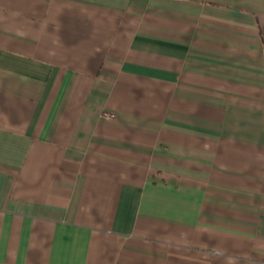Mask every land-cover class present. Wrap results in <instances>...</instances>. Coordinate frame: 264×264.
<instances>
[{"label": "crops", "instance_id": "0c3cea01", "mask_svg": "<svg viewBox=\"0 0 264 264\" xmlns=\"http://www.w3.org/2000/svg\"><path fill=\"white\" fill-rule=\"evenodd\" d=\"M0 264H264V0H0Z\"/></svg>", "mask_w": 264, "mask_h": 264}]
</instances>
